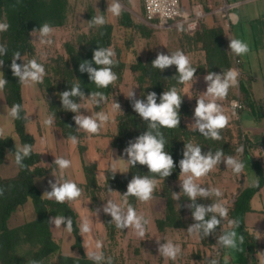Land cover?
Instances as JSON below:
<instances>
[{"label":"trees","instance_id":"obj_1","mask_svg":"<svg viewBox=\"0 0 264 264\" xmlns=\"http://www.w3.org/2000/svg\"><path fill=\"white\" fill-rule=\"evenodd\" d=\"M115 1L127 3V0ZM189 1L190 3L196 2L195 0ZM108 8L109 6L103 12L106 17L105 23L95 26L93 23L94 18H96L95 8L89 7L87 18L92 24L93 30L89 34L78 35L76 42L65 43V55L51 60V64L46 66V75L42 82H37V87L43 93L44 101H46V113L65 139L73 140L72 137L76 138L75 141L79 144L78 149L82 157L86 178V184L83 188L86 189L93 201L97 198V192H101L103 189L116 192L125 200L127 198L128 207H132L137 213V205L140 199L135 195L125 196V194L129 183L135 176H147L149 179L160 182L163 187L162 197L165 199L166 209L164 216L156 221L157 226H155L159 232L166 235L165 233L170 230L186 229L188 224L184 215L185 203L190 204V214L193 217L197 206L208 207L214 204V202L207 201V198L202 197L193 201L183 189L182 198L176 204L170 185L178 182L181 178L182 170L179 163L180 160L184 159V152L187 150L186 145L199 146L202 155L211 152L215 156L216 152L220 151L223 153L221 160L228 157L233 158L238 152L237 146L232 143L233 134L230 128L218 129L221 138L213 139L201 134L198 128L191 129L187 126V120L194 116L193 102L187 96V92H190L189 87L195 77L208 76L209 74L223 76L226 74L235 65L237 56L230 47L228 34L223 25L217 23L210 27L205 23H199L193 31H189L186 26H180L175 30L174 34L177 31L182 33L181 37H175L176 42H178L176 51L166 53L154 51L148 54L145 59L138 58L136 62L129 63L125 59L122 46L117 43L119 42L117 39L118 32L122 29L129 34L130 37L124 44L128 51L133 45L132 37L134 34L149 41L155 31L143 24H137L126 10L120 12L115 23L111 18L113 13L108 11ZM71 11V0H0V24L9 26L6 31H0V47L5 49L4 52H0V61H3L0 68L3 72V79L7 80L2 90L6 105L10 109L17 104L21 106L19 118L14 117V128L22 148L25 144L31 145L30 154L23 157L21 163L18 164L16 152L19 148L14 139L10 136L0 135V168L4 165L8 153L14 156L19 168L18 174L12 178L0 176V191L3 193L0 195V264H48L52 259H55V264H97L85 252L81 230L82 222L72 205L73 201L65 200L60 203L55 198H45L36 185L35 180L38 178L48 179L55 170V166L46 168L41 165L42 156L35 150L36 140L28 129L29 120L23 98L24 82H21L19 77L13 74L11 68L16 53L20 54V59L16 60V63L22 67L32 61L31 57L35 51L34 34L40 32L44 24H48L52 29L64 28ZM206 11H211V8H206ZM100 48L115 49L114 63L111 67L118 78L107 87H98L90 79L87 66H85L84 71H80V65L85 61L91 62V66L94 68L103 67V65H96L94 62V53ZM177 51L184 54L200 51L205 53V62L191 66L196 69L195 75L191 80L184 83L179 82V72L175 64L167 66L163 70L152 66V61L157 59L160 54L170 56ZM127 71L132 73L133 81L137 84L140 95L137 99L126 103V109L116 115L114 119V130L111 133L108 132L109 134H102V136L109 137L111 148L123 153L129 160L126 149L135 143L140 135L146 131H152L153 134L159 131L165 140L164 150L172 156L175 167L171 169L170 176L164 177L160 173L150 172L147 165H141L137 162L133 166L128 161L126 173H116L111 169L104 171V185L102 186L98 179V165L86 164L83 161L86 146L82 145L81 141L86 139L88 134L76 124L75 116H87L91 112L85 105L82 107V103L87 100L96 101L93 109L96 114L107 110L105 109L107 103L112 98H117L116 94ZM74 86H79L81 92L84 93L83 97H70V100L79 105L77 112H72L70 108L63 106L61 100L62 93L70 91ZM172 88L177 90L182 100L180 108L177 109L180 115V124L174 128L158 126L157 129H150L149 121L143 120L135 112V103L138 100H143L146 103L147 95L156 92V102L159 104L163 93ZM97 92L102 93L106 99L100 100L98 96H91V93ZM241 92L246 98L248 110H251L257 119L264 118V113L257 108V103L253 101L250 91L241 85ZM96 136L97 133L92 137L95 138ZM244 142L245 147L241 163L254 171L257 180L239 192L226 217H220L219 214L211 212L205 216V220L211 219L213 215H216L217 219L220 220V224L211 234L205 235L203 230H198L201 243L212 249L218 243L216 236L222 230V225L229 224V228L223 234L237 233L235 253L231 264H250L251 259L252 264H254V257L260 248L258 238L251 233L245 224V216L252 212V201L264 187V167L260 161L252 157L250 150L257 146L264 147V143L254 144L247 138ZM28 202H32L36 218L16 227H11V219ZM55 217H65L64 223L61 224L63 231L68 229V220L71 219V231L74 235L72 248L78 251V256L63 254V236H60V241H57L55 237L53 227ZM198 223L200 221H197L196 224ZM106 228L111 234L116 230L112 221L106 223ZM112 236L114 237V234ZM241 237H243L242 241ZM141 243L143 244V240ZM105 264L124 263L112 261Z\"/></svg>","mask_w":264,"mask_h":264},{"label":"rangeland","instance_id":"obj_2","mask_svg":"<svg viewBox=\"0 0 264 264\" xmlns=\"http://www.w3.org/2000/svg\"><path fill=\"white\" fill-rule=\"evenodd\" d=\"M114 2L121 5V11H128L137 24H143L155 31L153 37L149 41L134 34L132 37L133 45L128 51L124 44L129 39V34L122 29L118 32L117 39L119 42L117 43L119 46H122L121 48L127 62H136L138 58L145 59L148 54L154 51L166 53L178 49V42H176L175 37H181L182 33L177 31L176 34H174V32L180 26L163 29L160 28L158 22H149L145 16L142 0H127L126 4L116 2L115 0H71L72 11L64 28L53 29L52 33L47 36H42L41 32L33 36L35 51L31 58L44 67V76L46 75V66L51 64V60L58 56L65 55V43L76 42L78 35L82 33L89 34V32L93 30V26L87 18L89 7L95 8L96 17L103 16L104 19H106L103 12L107 6H110ZM182 2L185 3V7L187 6L188 9L189 0H182ZM119 16L120 14H113L111 17L113 19L112 21L116 23ZM214 16H216V14ZM94 25L99 26L101 24L94 23ZM243 27L245 36L247 37L245 42L249 48L247 53L242 54L245 60L243 70H245L247 75H243L238 86L230 85L227 95L223 98L206 94L210 86L208 81H195L193 83L195 89L192 90L193 92H188L189 98L193 102L194 116L187 120V126L191 129L198 128L196 124L197 118L195 116L198 99H203L206 103L215 102L222 108L223 114L228 117V123L225 127L230 128L232 131V143L237 146V149L242 147L244 150V140L246 138L254 144L259 142L264 143V118L257 119L251 110H248L246 98L241 92V85L246 89L249 88L251 85L250 76L255 77L257 80L252 86L255 93L254 95L257 99V108L264 113V25H254L253 31L250 29L247 31L246 24L245 26L243 25ZM231 39L243 42L241 25L236 27L232 26L231 38H229L230 45ZM173 40L174 43H172ZM48 41L51 42L48 43ZM112 51L115 53L114 48H112ZM248 61L252 64L253 72H250L246 66ZM0 79H3L1 68ZM133 80L134 77L132 73L127 71L116 94L117 98H112L107 103V108H105L107 110L103 112V114L108 117V120L100 128V134L97 133L98 137L96 136L93 138L92 136H95L96 133H89L85 130L88 135L86 139L81 141V144L86 146L83 161L86 164L98 165V179L102 186L104 185V171L111 169L116 173H126L128 169V158L123 153H119L112 149L108 140L109 137L102 136V134L111 133L115 128L114 119L116 115L126 109V103L128 101L135 100L139 97L140 92L138 86ZM133 92L135 93L134 96H132ZM23 98L27 118L29 120L28 129L35 137V150L42 156L41 165L46 168H51L53 165L55 166V170L48 179L38 178L35 180L36 185L45 198H48L45 193L53 190V184H62L65 181L75 182L82 190L78 198L69 200V202L73 201L72 205L79 214L82 222L81 230L85 223L89 226L90 231H82L85 252L89 258L94 259L93 256L95 255L101 256L100 259H94L97 264H105L112 261H118L124 264H151L149 253L152 252V254H155L154 248L156 249V247L155 245L147 244L148 240L144 241L143 239H145V237L150 238L151 233L154 232L146 233L148 230V220L150 219V222L156 225L157 219L162 218L165 214L166 202L162 197V184L156 182L151 198L147 201L140 200L137 205L138 216L143 218V228L144 232L147 234L146 236H140L138 230L134 226L126 228L117 227L112 215L106 212L105 209L108 207L109 201H111L119 205L126 212L128 209L127 198L125 200L119 193L109 192L103 189L101 192H97V198L93 201L86 189L83 188L86 184V178L83 171L82 157L78 149L79 144L77 141L65 139L60 130L53 125V122L51 124L47 123L50 118L46 113V101H44L43 93L37 87V81L29 80L24 82ZM230 100L231 102L233 100H239L243 105V109L237 114L234 113L230 107ZM116 103H119L121 108L115 107ZM95 104L96 101L94 100H87L82 103V107L85 105L89 111L91 110L87 116L96 115L93 110ZM11 111L12 109L6 105L3 90L0 88V135L12 137L16 146L21 149V142L15 132L14 117L11 115ZM250 153L252 157L260 161L264 167V147H254L250 150ZM242 154L243 151H238L233 158L241 163ZM59 158L69 160L71 162L70 167L63 170L60 169V167L55 164V160ZM226 159L227 158L220 160V162L206 175L199 178L193 177V181L199 187L207 189L210 193L208 196L198 195L196 198H207V201H212L214 204H221L228 212L239 192L245 187L255 183L257 176L250 167L245 166H243L239 174L235 173L232 167L227 166ZM18 171L19 168L15 162L14 156L8 153L4 165L0 168V176L3 178H12L18 174ZM191 175L190 172L184 173L181 175L178 182L170 185L176 204L182 198L183 180ZM217 189L221 193L219 196L215 194V190ZM252 206L256 210H264V187L255 195ZM185 208L184 215L188 227L181 230H170L165 233V237L169 236V239L174 240L176 246L178 245L182 255H179L180 257H176L175 259L168 257V264H211L213 251L201 243L198 230L189 232L188 229L196 225L197 220L190 214L189 203H185ZM35 218L36 213L33 209L32 202H28V204L11 219L10 226L16 227ZM54 220L53 227L55 229L57 241H60V236H63V254L67 256H78V251L72 248L74 244V235L72 231L68 229L63 231L61 225L59 227L55 226ZM109 221H112L116 228L114 233H112L114 237L109 232L108 228H106V223ZM248 222L249 224L251 223V225H260L254 224L256 220L252 217L248 219ZM228 225L229 224L222 225V230L216 236L217 242H219L220 237L224 235L223 232L229 228ZM145 228H147V230ZM170 232L178 234L171 235ZM235 234L236 240L237 233L235 232ZM262 239L264 240V237H262ZM142 240L144 241V245L141 243ZM153 241L156 244L158 242V240ZM98 244L100 245L99 247H97ZM181 245L182 247H180ZM141 248L143 251L139 252ZM223 248L226 252V249L229 247L223 245ZM230 248L233 249V247ZM259 256L261 258L264 257V247L260 249ZM155 258L157 260L156 264H162V261L158 262V257ZM48 264H55V259L50 260ZM261 264H264V258Z\"/></svg>","mask_w":264,"mask_h":264},{"label":"clouds","instance_id":"obj_3","mask_svg":"<svg viewBox=\"0 0 264 264\" xmlns=\"http://www.w3.org/2000/svg\"><path fill=\"white\" fill-rule=\"evenodd\" d=\"M108 11L112 12L114 15H119L121 11V5L119 3H112ZM93 23L104 24L105 19L103 16H98L94 18ZM9 26L7 24H0V31H6ZM53 29L48 25L44 24L43 28L40 29L42 36H47L51 34ZM51 41H48L50 43ZM231 49L237 55H242L248 52V45L240 40H231ZM5 49L0 47V52H4ZM115 56L114 51L111 48H100L94 53V62L96 65H103L100 68H94L91 66V62L85 61L80 65V71L85 70L87 66V71L90 73V79L95 82L98 87H107L109 84L114 83L117 80V75L112 71V65L114 63L113 57ZM20 59V54L16 53L14 59L12 60L11 68L13 74L19 77L21 82L25 81H37L42 82L43 76L45 74L44 67L38 64L35 60L30 61L23 67L16 63V60ZM175 64L179 72V82L184 83L191 80L196 72L195 68L191 67L189 58L181 51H177L173 54L164 55L160 54L157 59L152 61V66L163 70L165 67ZM0 65H3V61H0ZM238 72L236 70H229L223 76L209 74L205 77L207 81L212 83L207 89L206 94L210 96H215L218 98H223L227 95V91L230 85L236 84V78ZM7 83V80L0 79V88H3ZM84 93L81 92L79 86H74L70 91H64L61 95V100L63 106L70 108L72 112H77L79 105L70 100L71 96H81ZM135 93H132L134 96ZM93 97H100V100L106 99L102 93H91ZM157 94L156 92H151L147 95V102L143 100H138L134 109L135 112L139 114L140 117L145 121H149L150 129H157L160 127L174 128L180 124V115L177 109L180 108L181 98L175 88H172L168 92H164L161 97V102L158 104L156 102ZM99 103V101H97ZM20 105H14L11 111L13 117L19 118ZM117 108H121L120 104H116ZM196 124L198 130L201 134L205 136H210L213 139H220L218 129L225 127L228 123V117L223 114L222 108L215 102L206 103L203 99H198V106L195 109ZM108 120V117L103 113H97L95 116H75V122L79 125V128L86 130L89 133H98L102 125ZM99 121V123H98ZM48 124L52 123V120L47 121ZM75 141V137H72ZM165 140L162 133L157 131L153 134L152 131H146L140 135L137 141L126 149V154L129 157V162L135 166L137 162L141 165H147L150 172L160 173L164 177L171 175V169L175 167L172 156L165 150ZM186 151L184 152V159L180 160L179 167L181 168V174L191 173L187 179L183 180V191L193 200L199 196H208L210 193L207 189L199 187L193 181V177L199 178L206 175L217 163L220 162L223 155L222 152L217 151L215 156L211 152L207 155H202V150L199 146H193L191 144L186 145ZM238 151H243L241 147ZM31 152V145L25 144L22 149L16 152V161L18 164L21 163L23 157L28 156ZM60 169H66L70 167L71 162L64 158H59L55 160ZM227 166L233 168V171L239 174L243 169V164L238 162L232 157L226 159ZM156 186V181L149 179L147 176L139 177L135 176L128 185V190L125 196L135 195L140 200L147 201L151 198L153 190ZM52 191L45 193L49 198H55L57 202L63 203L65 200H74L81 195L82 190L73 181H65L60 184H53ZM0 191V195H2ZM217 196L221 195L219 190H215ZM109 212L113 220L116 222L117 227L126 228L129 226H134L140 236L144 235L143 228V218L138 216L136 211L132 207H128L125 212L119 205L109 201L108 207L105 209ZM219 214L220 217L227 216V209L221 204H212L211 206H197L195 212L193 213L195 219L200 221V223L190 227L188 230L192 232L193 230H203L205 235H209L212 231L220 224V220L217 219L216 215H213L211 219L205 220V216L209 213ZM65 217H55L54 224L59 227L64 223ZM52 222V221H50ZM68 230L72 228L71 219L68 220ZM83 232L90 231L89 226L85 223L82 227ZM235 232L225 234L220 237L219 242L227 247H235ZM241 241L243 237L240 238ZM100 245L98 244L97 247ZM161 250L163 254L172 259L176 258L179 252V247L174 246L171 243L162 245ZM94 259H100L101 256L95 255ZM212 264H216L215 261Z\"/></svg>","mask_w":264,"mask_h":264},{"label":"crops","instance_id":"obj_4","mask_svg":"<svg viewBox=\"0 0 264 264\" xmlns=\"http://www.w3.org/2000/svg\"><path fill=\"white\" fill-rule=\"evenodd\" d=\"M196 2L193 3H188V9L187 6L185 7V3H183L184 7L186 8V10H188V12L194 17L196 18V24L197 26L199 25V23H205L207 26H213L215 24H221L224 26L225 30L227 31L228 34V38H231V28L232 26L236 27L241 25V33L243 34V42L246 44L245 40H246V36L244 33V27L245 24L247 25V31L248 29H250L251 31H253L254 29V25H259V26H263L264 25V0H195ZM227 1L229 2L230 5H232L234 8L231 10V13L234 15L235 20H233L232 22L228 21V19L223 18L219 15L214 16L213 13V9L215 10L216 8L222 6L224 4V2ZM211 8V11L207 12L206 8ZM197 28V27H196ZM264 29V28H263ZM232 40V39H231ZM234 40V39H233ZM236 54V53H235ZM190 61L191 66L193 65H198V64H203L205 62V53L204 52H192V53H186L185 54ZM237 58L241 59L242 61V77L243 75H247V73L245 72V70H243V66L245 65V60L243 58L242 55H237ZM247 68L250 72L252 71V64L250 61H248L247 63ZM207 76V75H206ZM206 76H200V77H195L193 80V83L195 81H201V80H205ZM241 77V78H242ZM250 81H251V85L249 88H247L250 93H251V97L253 99L254 102L257 103V99L256 96L254 95V90H253V84H255L256 80L255 77L250 76ZM242 80V79H241ZM210 84L212 83L211 81H208ZM191 83L190 84V92H193L192 90L195 89L194 88V84ZM242 84V81H241ZM187 96L188 92H187ZM192 101V100H191ZM195 129V128H193ZM252 205V204H251ZM138 215V212H137ZM252 217L256 220V222L254 224H260V225H251V223L249 224L248 219ZM148 230L147 228H145L147 230V234L151 233L152 231H154L153 233H151L150 238H146L143 239L144 241L148 240L149 245H155L156 249L155 250V254L149 253V257L151 259V264H156L157 260L155 257H158V262L162 261V264H168V257L165 256L161 250L162 245L167 244V243H171L174 246H176L174 240L169 239V236L165 237V235H162L158 228L155 226L154 223L150 222V219L148 220ZM143 223V221H142ZM245 224L248 227V229L251 231V233H253L259 240L260 243V248L257 251L255 257H254V264H261L263 258H261L259 256V251L261 248L264 247V240L262 239V237H264V210H256L253 206H252V212L248 213V215L245 216ZM144 232L143 236H146V234ZM171 233V232H170ZM178 233H171V235H176ZM157 241V244L154 243V241ZM166 240V241H165ZM144 241H143V245H144ZM178 246V245H177ZM140 247V246H139ZM182 247V245L180 246ZM142 248L139 252H142ZM182 252V251H181ZM225 252V251H224ZM235 253L234 247L233 249H231L230 247L226 249L225 252V256H224V260L226 264H231V262H233V254ZM179 255H181L180 251L177 253L176 257H180ZM182 256V255H181ZM259 256V257H258ZM166 258V259H164ZM250 264H252V259L250 260Z\"/></svg>","mask_w":264,"mask_h":264},{"label":"built area","instance_id":"obj_5","mask_svg":"<svg viewBox=\"0 0 264 264\" xmlns=\"http://www.w3.org/2000/svg\"><path fill=\"white\" fill-rule=\"evenodd\" d=\"M144 5V11L146 19L149 22H158L160 28L170 29L173 26H186L189 31L196 29V18H194L188 10L183 5L182 0H142ZM234 7L225 1L224 4L215 10L213 9L214 15H219L223 18L228 19L232 22L235 20L234 15L231 13V10ZM242 61L237 58L235 65L231 70H236L238 76L236 78V84L233 86H238L242 77ZM117 104V103H116ZM115 104V107H116ZM234 113H238L243 109V105L239 100H233L230 104ZM213 256L212 262L215 261L216 264H224V248L223 244L218 242L215 246L212 247ZM212 264V263H211Z\"/></svg>","mask_w":264,"mask_h":264}]
</instances>
